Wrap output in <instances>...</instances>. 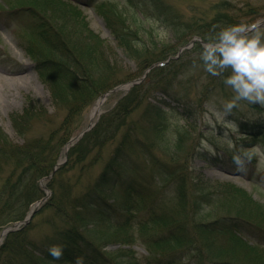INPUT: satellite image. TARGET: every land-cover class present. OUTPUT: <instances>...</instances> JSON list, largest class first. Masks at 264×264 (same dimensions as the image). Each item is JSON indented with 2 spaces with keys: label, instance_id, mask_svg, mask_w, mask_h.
Segmentation results:
<instances>
[{
  "label": "trees",
  "instance_id": "1",
  "mask_svg": "<svg viewBox=\"0 0 264 264\" xmlns=\"http://www.w3.org/2000/svg\"><path fill=\"white\" fill-rule=\"evenodd\" d=\"M148 1L157 10V18L166 23L177 38L174 48L171 44L157 43L153 37V46H148L139 32L127 24L117 5L100 12L116 47L138 60L142 72L154 63L176 55L179 48L193 38L192 35L198 34L207 41L223 27L237 24L231 12H220L218 17L200 29L195 23H186L162 0ZM251 10L253 8L249 7L248 11ZM22 13L38 23L39 27H36L41 30L43 41V46L29 43L25 51L49 89L55 110L65 113L59 129L48 131L47 136H28L37 123L49 117V111L39 101L28 97L22 111L10 116L14 130L23 142L12 141L0 126V229L23 220L31 206L43 197L39 181L50 176L59 162L63 146L76 132V117L93 106L102 94L120 84L114 77V63L109 56L114 50L89 27L78 7L61 0H26L24 5L8 11V16L18 20ZM193 50L202 52V45L196 44ZM179 60L172 59L169 64L154 68L143 83L133 87L117 103L107 118L110 124L101 117L96 127L70 148L67 163L48 182L53 196L45 204V208L56 210L65 226L57 228L46 245L38 244L30 237L38 213L29 227L8 235L0 249V264H75L77 257H84V264H186L189 261L191 264H257V257L245 249L246 243L242 240L233 242L230 237H235L238 232L234 228L264 234V208L248 198L242 189L226 188L216 201L212 199L205 176L190 169L188 160L193 150H186L183 146L191 137L190 131L179 132L175 142L166 134L165 124L156 122L143 130V139L151 138L143 141L130 126L92 186L78 195L70 193L72 188L61 193L56 189L55 183L66 166L82 164L87 160L90 148H105L116 140L118 132L127 126L129 115L140 107L143 92L160 91L174 97L177 103L186 99L182 93L177 97L174 95L173 79L165 78L166 82L159 79L163 76L161 74L178 65ZM229 74L230 71L222 76L207 73L202 97L208 98L216 90L227 92L223 79ZM157 109L154 107L155 111ZM237 121L243 136L249 137L245 140L256 139L259 135L264 141V120ZM161 139L167 143L171 153L169 161L158 163L161 159L155 154V148L162 146ZM241 141L246 144L244 139ZM140 150L147 158L155 156L153 170L158 175L126 178V171L135 170L132 167L127 169L129 164L139 167L138 163H133L132 155ZM164 151L165 144L162 154ZM232 155L230 152V159ZM84 166L83 171L88 163ZM5 168H8V173L3 176ZM118 186L121 187L120 202L110 203L105 199V189ZM216 203L227 211V216L217 217L213 222L203 221L201 217H204L205 210L209 206L216 207ZM142 209H145L144 213L137 215ZM53 221L49 219L48 222L55 230ZM152 226L162 228L164 233L147 235L145 240L143 236L137 239L135 232L144 233ZM216 235H225L231 241L225 239L214 243ZM139 240L148 246L149 254L145 257L138 256L133 248ZM110 243L118 244L120 248L108 254L104 248ZM54 244L66 245L60 260L54 261L48 253Z\"/></svg>",
  "mask_w": 264,
  "mask_h": 264
},
{
  "label": "rangeland",
  "instance_id": "2",
  "mask_svg": "<svg viewBox=\"0 0 264 264\" xmlns=\"http://www.w3.org/2000/svg\"><path fill=\"white\" fill-rule=\"evenodd\" d=\"M25 1L0 0V9L4 8L2 9L4 12L0 11V126L9 135L10 139L17 143H22L23 138L14 130L10 116L15 112L22 111L28 97L39 101L41 106L43 105L49 110V117L43 120V122L37 123L28 136H47L46 133L48 131L55 128L59 129L65 113L63 110H55L49 89L40 80L35 70L34 62L25 51V46L29 43L43 46V41L41 40V36H39L40 31L35 28L36 23L31 18L29 19V15L26 16L25 13L21 14V21L19 23L10 21L8 18V20L6 19L5 13H8V7L10 10H13L19 5H24ZM61 1L62 3L68 1L75 7H78L88 21L89 27L107 41L106 45L109 44L112 47L114 51L109 56L114 63V77L117 78L118 83L126 84L139 78L144 72H142L138 60L128 57L122 50L116 47L117 44L105 25L103 15L100 13L104 9L118 5L119 9L124 12L127 24L133 30L139 32L148 46H153L152 37L159 44H171L173 48L177 46V38L171 33L167 24L163 21L161 22L160 18H157V10L148 0ZM162 2L164 5L170 6V10L173 13L181 15L186 23H195V26L199 25L200 29L215 17H218L217 14L220 12H231L236 17L237 24L244 22L250 25L257 21L264 22V0H162ZM249 7H252L253 10L248 11ZM192 36L198 37V34ZM185 54L184 58L181 56L177 63L178 65L171 69V71L161 74L163 76H159V79H162L161 81H164L165 78L166 80L173 79L175 81L174 95L177 97L179 93H182L186 99L181 103H177L174 101V97H167L160 91L143 92L144 98L140 107L129 115L127 126L118 132V137L115 141L109 143L105 148H90L85 162L66 166V169L61 172L58 181L55 183L59 193L65 189L72 188L73 192L70 193L78 195L88 186H92L94 180L104 169L114 149L119 145L130 126L133 130L137 131V136L143 139L145 136L143 130L152 127L153 124L162 120L165 123L166 134L174 139L172 141L176 142V135L179 132L189 133L190 131V139L183 144L186 150H193L188 160L190 162V169L198 175L202 173L205 176V181L209 185V191H207L209 194H212V199L216 201L219 198V194L221 192L224 193L226 188L242 189L248 198L253 199L257 205L264 208V155L253 154L251 162L246 163L245 170L238 172L232 163V159L229 158L231 151L228 150L226 143L222 139L225 131L229 130L219 122H216L215 128H213L205 120V116L207 115L212 117L215 122L213 113L223 112V105L234 97L232 89L227 87V92L224 93L216 90L208 98H203L201 91L207 82V72L204 71L203 62L200 59L201 51L195 52L191 48L187 49ZM155 64L158 65L159 63L156 62ZM23 69L26 70L27 79L19 80V83L14 82V75L20 74ZM125 90L123 88L119 89V91L108 97L101 108L100 116L95 120L96 123H99V118L107 119L112 114L117 103L128 94L129 91ZM202 98L203 100H201ZM96 104L97 102L86 109L82 115L76 117V132L74 136L79 135L81 131L87 128ZM154 107H159V109L155 111ZM225 119L227 121H234L235 124H237V119L252 122L263 121L264 106L240 100L237 102V106L233 108L232 113ZM107 120L109 122L106 121V123L110 124V119ZM229 135L237 148L242 145L245 149H251L253 146L259 145L261 153H264V141L259 135L255 137L256 139L245 140V138L249 137H243L240 128L236 133L229 132ZM241 139H244L246 144L243 141L239 142ZM145 140L150 141L151 138L143 139V141ZM202 140H206L215 149V155L208 151L199 150L201 149ZM161 143L162 146L159 145L155 148V154L161 159H158V163H161L162 160L169 161V152L171 153L167 143L163 139H161ZM164 144L165 151L162 154ZM156 145H158L157 140ZM63 148L61 155L64 153ZM202 155H206L207 161L202 158ZM132 157L133 163H138L139 167L129 164L127 169L132 167L135 170L126 171V178L142 179L143 177L152 178L154 174L158 175L153 170L155 156L147 158L143 154V150H140L133 154ZM211 161H214V163H211ZM87 163V169L83 171L82 169L86 167L84 165ZM136 169L140 171L137 172ZM3 171L2 175L4 176L8 173V168H5ZM158 178L159 176L156 177L157 180ZM47 181L46 179L41 180L39 182L41 187L42 185L47 186ZM120 189V186L107 188L104 194L108 199H115L118 203L120 202V199H118ZM51 191V189L46 191L49 193V199L53 196ZM169 196L171 199L173 198V194ZM216 205V207L209 206L205 210L204 217H201L203 221L213 222L217 217L227 216V211L219 208L220 203H216ZM173 206V203H171V207ZM144 210H140L137 215L144 213ZM38 213L40 214L36 217V221L34 220L35 223L30 232V237L36 243L46 245L48 238L56 232L57 228L64 227L65 222L56 215L57 212L54 208H45L44 205ZM49 219H54L55 230L52 224L48 222ZM234 229L235 231H239L237 233L238 238L243 241H247L246 239L250 240L246 242L247 248L245 249H252L254 255L264 261V234H260L257 231L250 232L241 228ZM163 233L164 230L162 228L152 226L144 233L135 232V236L137 239L143 236L145 240L147 235L158 236ZM214 238L215 240L212 241L214 243L223 242L225 239L231 241L225 235H216ZM230 238L232 240L235 239L234 236ZM3 243L4 241H1L0 246ZM147 247L140 240L133 246L140 257H145L149 254ZM119 248L120 245L110 243L104 250L108 254H111V252ZM234 259L238 261L237 258ZM186 264H191V261ZM250 264L253 263L251 262ZM257 264H264V262Z\"/></svg>",
  "mask_w": 264,
  "mask_h": 264
},
{
  "label": "clouds",
  "instance_id": "3",
  "mask_svg": "<svg viewBox=\"0 0 264 264\" xmlns=\"http://www.w3.org/2000/svg\"><path fill=\"white\" fill-rule=\"evenodd\" d=\"M204 71L212 76H222L225 72L223 83L232 89L234 97L223 105V112H214L215 122L212 117L205 116L206 122L215 128L219 122L229 131H225L222 138L229 151L233 153L232 163L238 172L244 171L246 163H250L253 154L261 153L260 146L245 149L242 145L237 148L229 132L236 133L239 126L234 121L225 118L232 113L240 100L251 104L264 106V24L257 21L253 24L241 22L239 24L223 27L214 36H209L203 45L200 54ZM215 155V149L201 141V149ZM66 245L54 244L49 247L48 253L53 260H60ZM75 264H84V257H77Z\"/></svg>",
  "mask_w": 264,
  "mask_h": 264
},
{
  "label": "bare ground",
  "instance_id": "4",
  "mask_svg": "<svg viewBox=\"0 0 264 264\" xmlns=\"http://www.w3.org/2000/svg\"><path fill=\"white\" fill-rule=\"evenodd\" d=\"M25 71H26V70L23 69V70L20 72V74H18V75H14V77H13L14 82L19 83V82H20L19 80H25V79H27V74H26ZM103 103H104V102H102V101H99V102L97 103V105L95 106V108H94L93 111H92V119H95L96 116L99 114V112H100V110H101V108H102V106H103Z\"/></svg>",
  "mask_w": 264,
  "mask_h": 264
},
{
  "label": "water",
  "instance_id": "5",
  "mask_svg": "<svg viewBox=\"0 0 264 264\" xmlns=\"http://www.w3.org/2000/svg\"><path fill=\"white\" fill-rule=\"evenodd\" d=\"M114 91H116V90H115V89L112 90V92H114ZM109 93H111V92H109ZM109 93H107V94L104 95L103 97L107 96ZM89 129H91V126H90L86 131H88ZM86 131H85V132H86ZM85 132H83L80 136L76 137L75 139H78L79 137H81ZM75 139H74V140H75Z\"/></svg>",
  "mask_w": 264,
  "mask_h": 264
}]
</instances>
